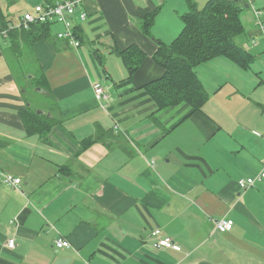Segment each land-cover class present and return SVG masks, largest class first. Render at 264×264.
<instances>
[{
  "label": "crops",
  "instance_id": "1",
  "mask_svg": "<svg viewBox=\"0 0 264 264\" xmlns=\"http://www.w3.org/2000/svg\"><path fill=\"white\" fill-rule=\"evenodd\" d=\"M58 1L0 0V33ZM188 1L208 0H80L88 17L77 25L78 49L57 38L60 25L49 38L16 29L0 37V172L22 179L18 190L0 183V264H264V180L238 185L264 161V33L252 10L264 19V0L243 13L238 44L250 68L224 57L200 65L217 102L192 115L186 106L159 112L144 86L162 77L156 41L179 36ZM153 12L146 36L142 19ZM131 46L146 59L130 79L114 50ZM32 65L44 76L34 95L24 84L35 79ZM29 108L50 131L27 134L20 113ZM226 217L234 228L217 232ZM155 228L179 248H154ZM62 238L70 248L56 247Z\"/></svg>",
  "mask_w": 264,
  "mask_h": 264
},
{
  "label": "trees",
  "instance_id": "2",
  "mask_svg": "<svg viewBox=\"0 0 264 264\" xmlns=\"http://www.w3.org/2000/svg\"><path fill=\"white\" fill-rule=\"evenodd\" d=\"M247 5L243 0H208L198 7L188 1L189 10L182 16L184 27L179 36L170 44L156 41L158 49L153 59L163 69L162 77L144 86L159 112L181 104L190 108V115L202 111L210 97L195 71L200 65L224 57L241 68H250L253 57L236 40L246 33L242 17ZM155 15L153 12L142 19L146 36H151ZM30 30L35 39L49 38L51 34L50 25L33 26ZM114 53L122 58L130 79L146 59L137 46L115 49ZM38 80L36 86L42 88V72ZM20 116L28 135L46 134L52 128L49 118L33 108L22 111ZM95 141H85L80 152Z\"/></svg>",
  "mask_w": 264,
  "mask_h": 264
},
{
  "label": "built area",
  "instance_id": "3",
  "mask_svg": "<svg viewBox=\"0 0 264 264\" xmlns=\"http://www.w3.org/2000/svg\"><path fill=\"white\" fill-rule=\"evenodd\" d=\"M246 2L249 6H253L252 0H246ZM252 10L255 15L257 27H259L264 33V19H262L261 12L256 10L255 7H252ZM87 17L88 15L83 9L80 0H59L55 4H39L34 6L31 11L23 14L20 22L16 26H11L9 30L2 31L0 37L7 36L8 32L12 29L29 31L33 26L38 25H50L51 27L54 25H60L63 30L57 33V38L59 40L68 41L73 48L78 49L81 46V43L76 32L77 25L78 22L86 21ZM93 89L95 97L100 104H102L103 101L108 100L109 96L102 84L95 83ZM102 106L105 107L106 104H102ZM262 166V170L257 177L243 178L238 181L239 188L242 191H246L256 185L257 182L264 180V161L262 162ZM0 183L18 190L22 184V179L0 172ZM233 228L234 221L229 217L220 218L216 221L217 232L227 233ZM151 238L153 239L152 244L156 249L179 248L171 238L163 236L162 231L159 228H155L151 232ZM15 246V239L10 238L7 241L8 249L12 250ZM56 247L58 249L70 248V243L64 238L58 239L56 241Z\"/></svg>",
  "mask_w": 264,
  "mask_h": 264
},
{
  "label": "rangeland",
  "instance_id": "4",
  "mask_svg": "<svg viewBox=\"0 0 264 264\" xmlns=\"http://www.w3.org/2000/svg\"><path fill=\"white\" fill-rule=\"evenodd\" d=\"M242 20H243V22H244V24H245V26H247L246 25V22H245V17H242ZM55 26V25H54ZM52 28H53V26H52ZM247 28V27H246ZM57 29H59V27H57V28H54L53 29V31H54V34H55V31L57 30ZM63 30V29H62ZM243 39V37H238L236 40H237V43H239V41L240 40H242ZM264 55V54H263ZM14 56H13V54H8L7 56H6V60H7V62H8V64H9V66H10V68L13 70V68H14V66H15V63H14ZM254 68H255V65H254ZM256 69H258V68H256ZM256 69H255V71H256ZM24 70H26V68H24ZM31 70V72L35 75L33 78H35V79H33V80H31V83H24L25 84V87H27L28 89H29V93H32L33 95L35 94V92L38 90V89H36V84H37V82L39 81V80H36V79H38L39 78V76H40V74H39V72L36 70V68H35V66L34 65H32V69H30ZM17 71V70H16ZM15 74V76L18 78V76H19V74L18 73H14ZM259 75V74H258ZM251 78H254L253 76H250ZM261 77H263V76H261ZM36 80V81H35ZM249 84H250V82H249ZM30 90H32V92H30ZM28 92H27V94H29ZM37 97V103L35 104V105H40V106H42V103H41V96L39 97V96H36ZM213 101V102H217L216 100H217V98L215 97V99H213V98H210V101ZM185 107V105L184 104H181V105H179V106H176V107ZM175 106L174 107H171V108H176ZM171 108H169V109H171ZM166 110H168V109H166ZM6 174V173H5Z\"/></svg>",
  "mask_w": 264,
  "mask_h": 264
},
{
  "label": "water",
  "instance_id": "5",
  "mask_svg": "<svg viewBox=\"0 0 264 264\" xmlns=\"http://www.w3.org/2000/svg\"><path fill=\"white\" fill-rule=\"evenodd\" d=\"M250 7L249 5L246 6V8Z\"/></svg>",
  "mask_w": 264,
  "mask_h": 264
},
{
  "label": "bare ground",
  "instance_id": "6",
  "mask_svg": "<svg viewBox=\"0 0 264 264\" xmlns=\"http://www.w3.org/2000/svg\"><path fill=\"white\" fill-rule=\"evenodd\" d=\"M215 229H216V222H215Z\"/></svg>",
  "mask_w": 264,
  "mask_h": 264
}]
</instances>
